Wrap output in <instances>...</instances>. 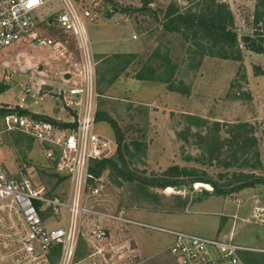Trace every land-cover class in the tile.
<instances>
[{"label": "rangeland", "instance_id": "rangeland-1", "mask_svg": "<svg viewBox=\"0 0 264 264\" xmlns=\"http://www.w3.org/2000/svg\"><path fill=\"white\" fill-rule=\"evenodd\" d=\"M76 1L82 9L90 8L95 17L88 27L97 62L98 131L116 141L112 123L117 124L124 135L123 147L130 148L131 155L126 152L127 161L137 179L134 183L125 181L111 166L101 176L93 175L92 186L101 188L99 209L123 213L132 221L206 238L233 237L237 244L250 249L243 253L247 264H264V185L218 196L212 185L204 183H183L163 189L143 182L154 181L173 166L196 169L200 176L211 178L224 188L239 178L235 173L264 177V118L245 114L238 122L230 118L234 105H241L242 111L254 110L251 79L264 76V54L250 51L246 46L248 37L264 46V8L260 1L225 0L234 16L243 60L206 56L200 66H197L200 57L191 56V44L184 35L170 33L163 24L169 7L187 8L192 0ZM113 7L122 11L113 13ZM61 9L58 0L48 2L40 13L36 29L42 38L61 43L59 48L21 41L0 53V111L18 106L28 95L26 110L30 114L68 120L69 110L61 111L55 96L66 73L75 69L78 53L74 37L52 21ZM111 42L119 43V47H106ZM127 61L130 63L126 64ZM120 67L123 68L118 70ZM31 71L37 75L33 82L29 78ZM138 75L145 79H170L171 84L137 79ZM257 83L264 90V78ZM26 86L32 88L31 93L23 91ZM172 86L184 94L169 90ZM4 115L0 114V120ZM186 116L207 120L210 131L215 129V122L229 125L218 133L223 143L221 162H207L210 150L219 147L218 138L212 136L215 133H210L205 141L197 135L205 136L210 131L193 125L188 138H180L189 125ZM221 117L225 119L219 121ZM240 124L249 125L246 135L257 137L260 159L250 154L251 149L246 155L239 152L238 161L233 159L237 144L243 139L234 141L228 131ZM116 145V152L108 159L115 157L117 141ZM1 157L13 175H25L35 186L45 187L62 199L68 198L69 178L57 173L43 147L34 139L19 133L8 135ZM239 204L244 209L239 214L246 219L236 221L234 214ZM60 218L62 221H50L49 227L64 225L66 211ZM110 227L107 239L82 240L77 254L79 264H178L169 252L170 237L118 222H112ZM132 236L144 252L141 259L131 249Z\"/></svg>", "mask_w": 264, "mask_h": 264}, {"label": "built area", "instance_id": "built-area-1", "mask_svg": "<svg viewBox=\"0 0 264 264\" xmlns=\"http://www.w3.org/2000/svg\"><path fill=\"white\" fill-rule=\"evenodd\" d=\"M50 1L0 0V53L21 41L38 47L61 46L36 33L40 13ZM58 1L62 9L54 14L52 21L74 37L78 53L75 69L66 73L55 96L59 109L69 110V118L53 117V121H46L34 114H21L20 111L28 108V95L1 117L0 264H79L77 254L82 240L107 239L112 222L170 237L169 252L178 264H247L242 254L250 249L237 244L233 237L206 238L132 221L123 213L99 209L101 188L92 186L91 169L96 162L112 157L117 145L98 131L97 62L88 27L95 17L90 8L82 9L76 0ZM35 79L37 75L31 71L30 81ZM23 91L28 94L32 88L26 86ZM13 133L39 143L57 173L69 178L71 188L67 199L35 186L25 175L10 173L1 150L7 136ZM63 211H66L65 224L49 227L50 221H62Z\"/></svg>", "mask_w": 264, "mask_h": 264}, {"label": "trees", "instance_id": "trees-1", "mask_svg": "<svg viewBox=\"0 0 264 264\" xmlns=\"http://www.w3.org/2000/svg\"><path fill=\"white\" fill-rule=\"evenodd\" d=\"M260 6L264 8V0H259ZM122 11V10H121ZM116 7H113L111 12H121ZM113 13H109V16H113ZM164 27L170 32H178L184 35L187 43H190V54L195 58L200 57V61H198L197 66L201 65V62L204 57L210 56L214 58H221L224 60H233L237 62H241L243 60V52L240 49L238 34L234 30V16L230 9V6L225 2V0H192L191 5L187 8H176L174 10L172 7H169L167 11H165V15L163 18ZM264 41V40H262ZM261 42V41H260ZM246 46L250 51L255 53L264 54V46L261 44H257L252 38H246ZM191 47H195L193 50ZM118 58L120 56H117ZM128 58V56H127ZM130 61H127L126 64H129ZM123 68V67H122ZM121 67L118 70L122 69ZM125 68V67H124ZM137 79L151 80V81H161L170 86V79H145L143 75H138ZM112 82V81H111ZM110 82V83H111ZM169 90H174V86L169 87ZM181 94H184L182 91H177ZM188 93H186L187 95ZM9 111H0V114H6ZM21 114H29L27 110L20 111ZM39 117V116H38ZM46 121H53L51 118H44ZM188 120V127L186 130L181 133L180 138H188L190 131L193 125H197L199 128L211 130L209 128V122L202 118H192L186 116ZM98 121H100L98 117ZM193 122V123H192ZM215 129L210 131L205 136H202V133L197 136L202 138L203 140H207L212 134L214 139L218 138V148L210 150V158L207 162L212 163L214 161H220L222 159L221 147L223 143H221L218 135L223 131L222 127L229 125H222L221 122H215ZM112 127L116 133V141L118 143V150L115 157L107 160H103L101 162H96L91 169L93 175L99 177L101 176L103 170L111 166L115 171H118L119 177L124 179L125 181L134 183L137 179L133 176V173L130 170L129 162L127 161V154H130L129 146L123 147L124 135L121 130L118 128L117 124L112 123ZM235 130L231 129L228 131L232 134V138L234 139H243V142L238 145V148L233 153L232 157L235 161H238L237 155L239 152L243 154H248V150L251 149L250 154L255 155L260 159V151L258 147V139L254 135H246V132L249 125L240 124L234 125ZM233 127V128H234ZM234 132V133H233ZM219 133V134H218ZM203 145L202 142H199ZM234 142L230 145L232 146ZM137 148L140 147L139 143H135ZM207 146V144H206ZM125 150V153H124ZM127 152V154H126ZM221 162V161H220ZM248 163L249 160L247 159ZM249 164V163H248ZM228 167L232 166V164H227ZM250 167L256 168L255 165H249ZM242 167V166H241ZM239 176L237 180H234L233 183L228 184L227 188L224 186H219L217 182L212 180L211 178L200 176L196 169H188L186 167L182 168L180 166L170 167L167 171H165L161 176L154 179L149 183V180H143L145 184H150L151 186L160 187L166 189L168 187H179L180 184L186 183L188 185H193L196 183H204L212 185L213 191L215 195L218 196H228L234 194L236 192L242 191L249 187H254L256 185H264V177L261 175H257L255 173L246 174V173H235V176ZM206 194L208 192L206 191ZM244 259V254H242ZM245 260V259H244ZM251 263V262H250Z\"/></svg>", "mask_w": 264, "mask_h": 264}, {"label": "crops", "instance_id": "crops-1", "mask_svg": "<svg viewBox=\"0 0 264 264\" xmlns=\"http://www.w3.org/2000/svg\"><path fill=\"white\" fill-rule=\"evenodd\" d=\"M108 46L113 47V48H118L119 47V43L118 44L117 43H112V42L111 43H107L106 47H108ZM261 78H264V76H261L260 78L255 77L254 79L250 78L254 82L253 86L251 87L252 96H253V99H254V101H252V102L256 105V106H254V110H252V111L243 110L242 111L240 109L242 107L241 105H240L241 107L239 105H234L233 106L234 108L231 110V114H233V116L230 117V118H232L233 120H236V121H232V122H238L239 118L245 117L242 114L247 115V117H248V115H251L250 117L255 118V115H256L258 117L260 116V117L264 118V90L261 87L259 88V83H257L258 81L261 80ZM169 94L173 95L174 97L176 96L175 93L172 94L170 92ZM253 111H255V114H253ZM223 119H225V117H221V119H218V120L219 121H223ZM241 204L238 205V207L236 209V212L234 214V216L236 215V217H237L236 221H238L240 219L241 220H245L246 219V218L241 217L240 214H239L241 211H244V209L241 208L242 207ZM149 232H151V231H149ZM234 236H236V234ZM130 240H131L130 241L131 249H132V243H134V245L136 247L135 249H132L133 252H136V254H137L136 256H138L140 259L143 258L144 252L142 250V247H141L140 243L133 236H132V238Z\"/></svg>", "mask_w": 264, "mask_h": 264}, {"label": "water", "instance_id": "water-1", "mask_svg": "<svg viewBox=\"0 0 264 264\" xmlns=\"http://www.w3.org/2000/svg\"><path fill=\"white\" fill-rule=\"evenodd\" d=\"M136 247H135V245H134V243H132V249H135Z\"/></svg>", "mask_w": 264, "mask_h": 264}]
</instances>
